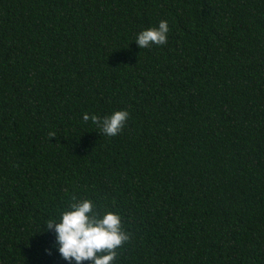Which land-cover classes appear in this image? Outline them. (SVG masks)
<instances>
[{
	"label": "trees",
	"instance_id": "1",
	"mask_svg": "<svg viewBox=\"0 0 264 264\" xmlns=\"http://www.w3.org/2000/svg\"><path fill=\"white\" fill-rule=\"evenodd\" d=\"M71 197L115 264H264V0H0V264H68L37 231Z\"/></svg>",
	"mask_w": 264,
	"mask_h": 264
},
{
	"label": "clouds",
	"instance_id": "2",
	"mask_svg": "<svg viewBox=\"0 0 264 264\" xmlns=\"http://www.w3.org/2000/svg\"><path fill=\"white\" fill-rule=\"evenodd\" d=\"M167 20H160L156 27L139 31L134 39L138 48L164 45L168 34ZM129 116L127 110H114L98 116L83 113L81 118L91 121L101 133L116 136L125 126ZM50 137L55 133H49ZM45 230L54 233L55 251L68 264H115L117 249L129 240V233L122 224V217L116 211L99 210L90 199L71 197L59 216L42 222L37 232ZM36 232V233H37ZM45 254L51 250L45 248Z\"/></svg>",
	"mask_w": 264,
	"mask_h": 264
}]
</instances>
